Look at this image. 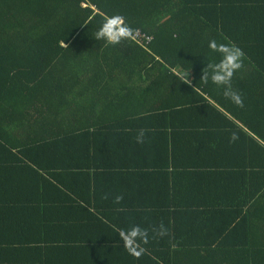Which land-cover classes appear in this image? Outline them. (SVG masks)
Instances as JSON below:
<instances>
[{
	"label": "trees",
	"instance_id": "1",
	"mask_svg": "<svg viewBox=\"0 0 264 264\" xmlns=\"http://www.w3.org/2000/svg\"><path fill=\"white\" fill-rule=\"evenodd\" d=\"M221 1L218 6V0H0V83L23 81L28 128L34 118H28V107L35 98L40 102L35 122L41 136L27 137L21 148L91 153L98 150L99 137L120 145L139 129L145 137L170 139L172 172H141L136 183L157 182L160 198L196 202L185 205L184 233L176 231L182 235L171 240L183 251L168 259L152 255V264H264V127L256 121L257 105L264 102V40L257 30L242 41L225 30L220 21L229 1ZM114 14L151 41L143 46L132 38L114 47L97 41L103 17ZM241 17L254 23L263 19L257 10ZM213 39L235 41L245 55L231 82L243 108L225 98L223 88L201 80L207 63L220 60L208 47ZM188 71L190 85L177 75ZM8 92L0 90L1 101ZM17 93L18 88L16 99ZM118 105L123 108L114 110ZM99 106L102 121L85 129L95 133L67 135L66 119L77 123ZM126 109L133 119H127ZM10 118L17 121V107ZM55 122L60 132H48ZM233 133L239 138L230 142ZM1 139L0 148H8ZM176 163L185 168L176 169ZM168 214L175 220L173 212ZM213 216L215 224L209 221ZM56 239L54 247L74 251L75 244Z\"/></svg>",
	"mask_w": 264,
	"mask_h": 264
},
{
	"label": "crops",
	"instance_id": "2",
	"mask_svg": "<svg viewBox=\"0 0 264 264\" xmlns=\"http://www.w3.org/2000/svg\"><path fill=\"white\" fill-rule=\"evenodd\" d=\"M228 1L229 9L227 6L223 8L220 25L238 41L251 38L252 33L249 37L248 32L254 30L264 40V0ZM222 3L218 0L217 5ZM254 10L258 12V19L263 16L261 21L254 23L241 17H252ZM0 90L9 91L4 99L6 101H1L0 97V142L1 137L8 141V148H0V264H42L43 260H48L49 264H152V255L159 254L168 259V254L183 251L171 240L174 235L184 233L185 205H194L196 201L186 202L181 198L173 202L172 199L159 197V183H136V177L141 172H172L167 167L170 139L167 142L163 136L145 137V142L138 144L136 140L131 141L136 138L131 135L128 141L119 145L117 140L107 142L99 137L98 150L91 153L66 149H24L21 147L26 144L27 137L41 136L39 120L35 122L36 107L40 102L36 103L38 98H35L32 107H28L31 111L28 118L34 117L33 127L28 128L27 123L31 120L27 122L23 81L18 80L17 86L2 82ZM15 107L17 121L10 118ZM257 107V124L264 127V102L258 103ZM119 108L123 107L118 105L114 110ZM126 111L129 113L127 119H133L131 110ZM100 112V106L91 108L89 114L85 118L80 116L77 123L73 121L75 118L66 119L64 130L67 135H74L72 131L76 134L82 131L95 133L93 128L82 130L81 126H92L97 119L102 121ZM110 118L115 121L112 116ZM131 122L127 123L135 124ZM59 124L55 122L54 126H49L48 132H60ZM10 144L16 145V148H10ZM192 163L202 165L203 162ZM189 167H192L190 163ZM184 168L176 163V169ZM89 176L95 177L94 183ZM83 179L84 182H81ZM118 195L123 196V200L115 203ZM196 211L202 209L196 208ZM169 212L175 214V220L169 219ZM214 218L209 219L213 224ZM160 224L167 228L168 235L154 236L152 228ZM133 226L148 230L147 243L133 242L145 250L139 258L125 250L117 231ZM45 234L50 238H45ZM57 236L68 240L66 244H75L72 247L74 251L54 247L53 240H57ZM91 239L100 244H86Z\"/></svg>",
	"mask_w": 264,
	"mask_h": 264
},
{
	"label": "clouds",
	"instance_id": "3",
	"mask_svg": "<svg viewBox=\"0 0 264 264\" xmlns=\"http://www.w3.org/2000/svg\"><path fill=\"white\" fill-rule=\"evenodd\" d=\"M138 31V29H133L120 14H114L112 16L105 15L95 34V39L97 41H104L106 46L114 47L125 40L134 38ZM62 45L67 47L64 41ZM208 47L212 52L219 54L220 60L215 64L207 63V66L202 70L201 80L205 83L211 80L217 87L223 88L225 98L229 99L236 106L243 108V98L237 90L233 89L231 83L234 75L243 68L245 57L242 49L231 41L218 43L215 39L209 41ZM188 74L189 71L187 73H178V80L190 85L191 81L188 79ZM238 138V135L233 133L230 142H235ZM144 142L145 130L139 129L136 134V143L143 144ZM122 200L123 196L118 195L115 197L114 202L120 203ZM117 231L120 239L124 242L123 246L125 250L130 255L139 258L145 250L139 247L138 244L134 245L133 242L142 241L147 243L148 230L142 229L139 226H133L128 230L118 229ZM152 232L154 236L159 237L168 235V230L163 224H160L158 227H153Z\"/></svg>",
	"mask_w": 264,
	"mask_h": 264
},
{
	"label": "built area",
	"instance_id": "4",
	"mask_svg": "<svg viewBox=\"0 0 264 264\" xmlns=\"http://www.w3.org/2000/svg\"><path fill=\"white\" fill-rule=\"evenodd\" d=\"M134 39L141 45H147L150 41H151V37L150 36H146L145 34H143L141 31H138L135 34Z\"/></svg>",
	"mask_w": 264,
	"mask_h": 264
},
{
	"label": "rangeland",
	"instance_id": "5",
	"mask_svg": "<svg viewBox=\"0 0 264 264\" xmlns=\"http://www.w3.org/2000/svg\"><path fill=\"white\" fill-rule=\"evenodd\" d=\"M86 128H88V126H81L82 130H85Z\"/></svg>",
	"mask_w": 264,
	"mask_h": 264
}]
</instances>
